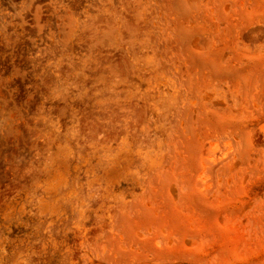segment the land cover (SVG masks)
Here are the masks:
<instances>
[{
    "label": "rangeland",
    "instance_id": "obj_1",
    "mask_svg": "<svg viewBox=\"0 0 264 264\" xmlns=\"http://www.w3.org/2000/svg\"><path fill=\"white\" fill-rule=\"evenodd\" d=\"M0 264H264V0H0Z\"/></svg>",
    "mask_w": 264,
    "mask_h": 264
}]
</instances>
